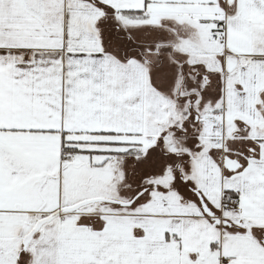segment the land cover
<instances>
[{"label":"snow or ice","instance_id":"6c2138e0","mask_svg":"<svg viewBox=\"0 0 264 264\" xmlns=\"http://www.w3.org/2000/svg\"><path fill=\"white\" fill-rule=\"evenodd\" d=\"M0 264H264V0H0Z\"/></svg>","mask_w":264,"mask_h":264}]
</instances>
